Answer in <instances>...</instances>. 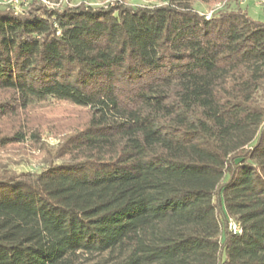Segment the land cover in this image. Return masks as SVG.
Returning <instances> with one entry per match:
<instances>
[{
	"label": "trees",
	"instance_id": "16d2710c",
	"mask_svg": "<svg viewBox=\"0 0 264 264\" xmlns=\"http://www.w3.org/2000/svg\"><path fill=\"white\" fill-rule=\"evenodd\" d=\"M162 2L1 6L0 153L37 106L88 117L39 171L0 159V264H264V23Z\"/></svg>",
	"mask_w": 264,
	"mask_h": 264
},
{
	"label": "rangeland",
	"instance_id": "374dc122",
	"mask_svg": "<svg viewBox=\"0 0 264 264\" xmlns=\"http://www.w3.org/2000/svg\"><path fill=\"white\" fill-rule=\"evenodd\" d=\"M18 12L26 11L33 0H21ZM47 8H55L61 4L74 7L80 2L93 8L110 7L114 5L124 7H152L163 5L162 0H36ZM240 8L246 12L248 17L259 23H264V9L258 0H236ZM217 4L210 10L196 3L194 9L201 14L212 15L219 8ZM231 7L234 5L231 3ZM1 8V6H0ZM216 9V10H215ZM88 117L84 109L75 108L63 103H48L37 106L22 115L27 128L26 142L12 145L3 153L0 159L5 162L6 169L14 174L31 173L39 171L46 161V152L56 150L58 143L70 132L78 130L83 126ZM36 134V141L30 136Z\"/></svg>",
	"mask_w": 264,
	"mask_h": 264
},
{
	"label": "built area",
	"instance_id": "2783aa9c",
	"mask_svg": "<svg viewBox=\"0 0 264 264\" xmlns=\"http://www.w3.org/2000/svg\"><path fill=\"white\" fill-rule=\"evenodd\" d=\"M21 2H22L21 0H0V6L11 7L14 12H18L17 9H18ZM258 2L260 3V5H262V7L264 9V0H258ZM219 7H220V5L217 6V8H219ZM210 16H211L210 14L205 15L206 19H208ZM227 228H228V231L232 235H239L241 233L240 226L236 222H234L233 220L228 221Z\"/></svg>",
	"mask_w": 264,
	"mask_h": 264
}]
</instances>
